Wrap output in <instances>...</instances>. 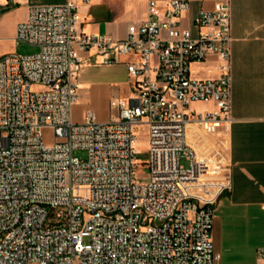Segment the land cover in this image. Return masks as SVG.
I'll use <instances>...</instances> for the list:
<instances>
[{"label": "built area", "instance_id": "obj_1", "mask_svg": "<svg viewBox=\"0 0 264 264\" xmlns=\"http://www.w3.org/2000/svg\"><path fill=\"white\" fill-rule=\"evenodd\" d=\"M92 1L30 6L15 41L38 52L0 57V264H216L224 184L207 175L188 129L232 121L231 0L201 11L192 29L180 25L189 1L170 0L162 15L147 0L148 17L124 39L80 31V6ZM93 50L105 65L133 57L136 83L128 99L112 98L108 122L88 111L76 123L81 53ZM211 55L219 76L195 78L191 65ZM211 101L218 112L191 108ZM139 134L148 139L144 163ZM255 264H264V247Z\"/></svg>", "mask_w": 264, "mask_h": 264}, {"label": "crops", "instance_id": "obj_2", "mask_svg": "<svg viewBox=\"0 0 264 264\" xmlns=\"http://www.w3.org/2000/svg\"><path fill=\"white\" fill-rule=\"evenodd\" d=\"M67 0H0L22 10L17 22L28 18L32 5L63 4ZM163 15L170 0H156ZM190 9L180 19L182 28L193 27L201 11L213 10L216 0H185ZM232 121L204 125L191 124L190 143L207 175L224 184L217 197L213 217L214 249L220 255L216 264H255L264 247V0H231ZM80 31L90 35H110L124 39L131 23L148 17L147 0H94L80 6ZM16 26V29H17ZM16 31L11 37L15 41ZM83 67L77 76L79 97L73 107V120L82 123L88 111L99 122L111 118L110 101L128 99L136 79L128 71L133 57L120 64L105 65L96 51L82 52ZM220 60L211 55L194 62L191 73L198 79L219 76ZM197 112H218L214 102L191 105Z\"/></svg>", "mask_w": 264, "mask_h": 264}, {"label": "rangeland", "instance_id": "obj_3", "mask_svg": "<svg viewBox=\"0 0 264 264\" xmlns=\"http://www.w3.org/2000/svg\"><path fill=\"white\" fill-rule=\"evenodd\" d=\"M110 1V0H105ZM23 16V12L16 6H3L0 7V57L10 54L17 53L23 55H30L38 52V48L29 46L24 43L17 44L12 39H7L11 37L16 31L17 22ZM42 89L40 86H34L33 90ZM53 134L50 130L45 132V138L47 143H51V138ZM137 150L140 152L138 158L141 163H144L148 159V139L145 135L139 134L137 137ZM75 156L80 157L81 159H86V153L84 151L77 150L74 153ZM181 165L186 168L190 167V163L186 160L185 157L180 159ZM137 176L140 181H145L148 179V169L141 165L137 169ZM84 242L86 244L90 243V237L85 236Z\"/></svg>", "mask_w": 264, "mask_h": 264}]
</instances>
